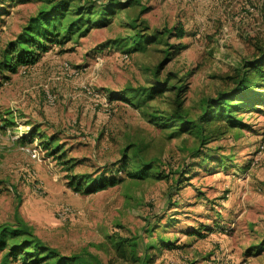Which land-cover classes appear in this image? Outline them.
Wrapping results in <instances>:
<instances>
[{
	"label": "rangeland",
	"instance_id": "374dc122",
	"mask_svg": "<svg viewBox=\"0 0 264 264\" xmlns=\"http://www.w3.org/2000/svg\"><path fill=\"white\" fill-rule=\"evenodd\" d=\"M10 3L0 1L8 9L0 16V61L43 1ZM129 16L150 30L183 26L185 36L169 43L184 48L162 75L177 73L188 86L191 116L204 98L228 91L230 77L264 46V0H136L109 24L53 45L37 66L2 72L9 78L0 73V224L24 223L63 254H90L98 264H132L118 256L120 238L135 239V256L152 253L154 264H264V106L238 112L246 126L200 146L187 131L172 136L173 128L157 127L140 107L109 99L106 93L147 84L146 69L167 48L126 53L110 45L132 33ZM33 129L56 138L65 159L76 162L73 172L31 139ZM128 145L153 161L154 175L167 177L121 173V183L89 194L67 185L69 174L110 175ZM63 208L70 212L61 217ZM216 224L204 236L188 234Z\"/></svg>",
	"mask_w": 264,
	"mask_h": 264
},
{
	"label": "trees",
	"instance_id": "16d2710c",
	"mask_svg": "<svg viewBox=\"0 0 264 264\" xmlns=\"http://www.w3.org/2000/svg\"><path fill=\"white\" fill-rule=\"evenodd\" d=\"M6 1L8 0H3L4 3ZM42 1L43 4L37 14L30 17L16 38L7 43L0 61L1 75L4 71L16 73L21 65L37 63L53 45H63L75 35L80 36L86 33L92 25L109 24L112 18L121 14L123 9L135 6L136 0ZM12 2H19V0H11ZM6 9L0 6V16L8 12ZM126 24L132 33L113 40L110 45L119 46L126 53L136 50L146 51L154 48L155 44H163L167 48L164 50L163 59L146 69L147 84L139 87L128 86L124 89L125 95L120 94L118 97L112 93H106L109 99L119 98L133 106L140 107L157 127L173 128L170 133L172 136L187 131L199 139L200 146L218 140L231 128L246 126V122L238 115V112L248 109L256 110L258 105L264 106V46L258 48L259 52L255 59L246 61L243 68L230 77L234 80V85L228 91L219 92L215 97L204 98L200 105V113L197 116H191L189 109L185 106L188 86L178 82L180 78L177 73L168 71L162 75L172 56L184 48L182 43H169V38L182 39L185 36L183 26L178 24L169 29L165 28L163 31L150 30L145 20L141 21L131 16L127 18ZM3 76L9 78L7 75ZM159 99L165 101V107L152 104ZM37 130L33 129L31 139L40 138L39 146L46 150L47 154L60 160L65 170L73 172L76 162L65 159V152L59 150L60 146L56 143V138L46 137ZM140 154L138 148L128 145L122 150V156L116 165L110 169V175L103 173L93 177L90 175L75 177L69 174L67 185L78 193L89 194L121 183L124 180V177L119 176L121 173L137 179L167 177L161 173L154 175L156 166L153 161L146 160ZM225 164V159L219 161L221 168H225ZM218 227L219 224L214 227L202 225L199 230L188 231V234L196 237L204 236L203 230L208 234ZM114 244L118 256L126 261L132 264L136 262L137 264H154L155 257L151 255L152 253L146 252L143 257L135 256L137 245L135 239L120 238ZM166 246L173 248L172 243L159 245L161 249ZM0 251L4 252L1 264H11V262H19V264H98L90 254H63L47 245L24 223L0 224Z\"/></svg>",
	"mask_w": 264,
	"mask_h": 264
},
{
	"label": "built area",
	"instance_id": "2783aa9c",
	"mask_svg": "<svg viewBox=\"0 0 264 264\" xmlns=\"http://www.w3.org/2000/svg\"><path fill=\"white\" fill-rule=\"evenodd\" d=\"M34 156H36V154H34ZM70 212V209L69 208H63L60 212V216L61 217H64V216H67Z\"/></svg>",
	"mask_w": 264,
	"mask_h": 264
},
{
	"label": "crops",
	"instance_id": "0c3cea01",
	"mask_svg": "<svg viewBox=\"0 0 264 264\" xmlns=\"http://www.w3.org/2000/svg\"><path fill=\"white\" fill-rule=\"evenodd\" d=\"M38 63H39V61H38L37 63H35L34 65H30V66H32V67H33V66H37ZM36 68H37V67H36ZM28 124H29V123H28ZM29 125H30V124H29ZM29 125H28V126H29ZM12 126H13V123L11 122V123L7 126V128L10 129V127H12Z\"/></svg>",
	"mask_w": 264,
	"mask_h": 264
}]
</instances>
